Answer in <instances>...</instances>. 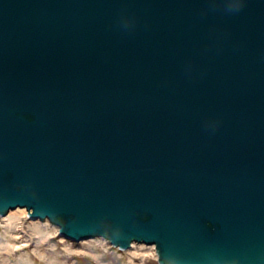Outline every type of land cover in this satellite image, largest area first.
Returning <instances> with one entry per match:
<instances>
[{
	"label": "water",
	"instance_id": "obj_1",
	"mask_svg": "<svg viewBox=\"0 0 264 264\" xmlns=\"http://www.w3.org/2000/svg\"><path fill=\"white\" fill-rule=\"evenodd\" d=\"M158 264H264V0H0V217Z\"/></svg>",
	"mask_w": 264,
	"mask_h": 264
},
{
	"label": "rangeland",
	"instance_id": "obj_2",
	"mask_svg": "<svg viewBox=\"0 0 264 264\" xmlns=\"http://www.w3.org/2000/svg\"><path fill=\"white\" fill-rule=\"evenodd\" d=\"M30 226L50 233L51 238L46 241L36 238ZM23 228V240H30L24 243L28 246L15 252H7L1 241L0 264H158L156 252L147 246L135 245L130 250L119 251L112 249L110 243L103 239L72 243L59 235L58 227L49 222L41 223L29 219L25 221ZM2 232L0 227V233ZM141 253L143 255H138Z\"/></svg>",
	"mask_w": 264,
	"mask_h": 264
},
{
	"label": "bare ground",
	"instance_id": "obj_3",
	"mask_svg": "<svg viewBox=\"0 0 264 264\" xmlns=\"http://www.w3.org/2000/svg\"><path fill=\"white\" fill-rule=\"evenodd\" d=\"M27 219L28 213L25 209H16L11 211L5 219H0V227L3 229V232L0 233V243L2 241L1 244L3 245L5 251L15 252L22 249V247L28 246V244L24 243L30 240H23L25 236L22 235L25 233L23 227ZM30 229L34 232L36 238H39L42 241H46L48 238H51L50 233H44L39 227L30 226ZM58 231L60 234V230H57V232ZM110 245L111 244H109V246ZM149 249L156 252L154 247H150ZM138 255H143V253ZM93 257L97 258L96 255H93Z\"/></svg>",
	"mask_w": 264,
	"mask_h": 264
}]
</instances>
